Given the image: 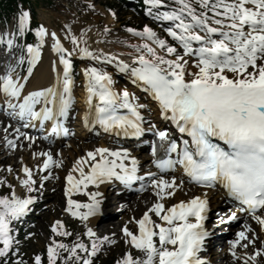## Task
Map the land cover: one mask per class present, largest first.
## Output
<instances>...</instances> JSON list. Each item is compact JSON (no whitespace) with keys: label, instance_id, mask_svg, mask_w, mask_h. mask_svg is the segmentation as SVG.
Segmentation results:
<instances>
[{"label":"snow or ice","instance_id":"6c2138e0","mask_svg":"<svg viewBox=\"0 0 264 264\" xmlns=\"http://www.w3.org/2000/svg\"><path fill=\"white\" fill-rule=\"evenodd\" d=\"M144 3L150 6L148 15H152L153 8H170L157 11L154 18L170 22L164 30L175 43L160 38L147 25L139 31L128 28L130 34L141 40L139 44L127 45L133 49L129 53L131 63H128L117 55L92 49L87 37L90 29L76 36L65 25L68 28L65 39L72 45L69 49L55 31L49 32L40 25L35 29L38 42L27 44L26 55L22 53L15 62H8L0 75L4 110L12 117L27 121L23 124L25 128L33 121L41 126L52 121V132L67 135L63 121L74 105L73 54L100 64H114L118 71L128 75L132 84L156 102L159 118L170 122L179 135L174 138L172 132L151 121L146 129L142 109L150 112L148 105L137 103L136 95L127 88L117 91L110 73L96 66L83 70L85 125L98 124L105 132L124 136L139 137L146 130L152 132L165 152V158L153 160L157 169L166 172L179 168L188 183L204 189L222 185L227 196L240 202L244 206L241 210L256 221L260 232H264V0H171V4H166L165 0H144ZM112 15L115 17V13ZM29 20L30 12L21 9L18 34L28 30ZM109 31L107 27L103 29L105 35ZM49 36L51 51L58 56L62 72L57 71L54 63V81L46 87L26 91ZM6 44L12 49L14 39H7ZM25 62L27 68L18 72ZM16 132L17 139L24 136L35 142V137L20 133L19 128ZM7 145L17 147L12 140H7ZM152 154L153 157L157 155L156 144H153ZM37 155L44 157L38 166L41 172L62 163L54 161L50 152L33 153L34 157ZM85 164L89 165L87 171L83 167ZM8 171H12L11 167ZM22 172L24 178L17 177L19 184L28 193L34 192L37 181L32 169L23 166ZM73 172L79 173L78 179ZM137 172L138 161L127 149L97 147L88 151L86 157L76 160L66 177L64 195L68 199L64 211L87 221L100 214L102 194L99 191L87 193L90 202L81 203L71 198L73 193L113 179L128 188L140 181L138 191L150 186L155 202L139 219L133 218L135 232L127 225L122 231L125 244H130L142 256L126 251L115 264H206L199 254L205 238L211 235L204 224L210 211L207 193L203 198L192 196L166 207L164 201L175 197L178 190L183 191L185 180L175 175L165 179L148 172L146 184L145 176ZM50 177L49 171L41 177L40 186L43 187V181ZM35 199L31 195L21 198L14 188L10 195L0 196V264H9V254H17L13 251L18 241L12 234L15 230L12 225L27 214ZM226 219L234 221L236 213ZM224 222L225 217H220V223ZM51 231L56 236L72 235L60 220L52 224ZM84 235L92 241L90 249L80 242L79 236L71 245L53 239L47 248V264H94L103 244L116 243L108 236L97 237L92 228H87ZM235 235L236 239L229 242V251L239 259L235 251L237 246L247 249L255 245L258 237L247 224ZM244 255V264H258V258L264 257V247ZM14 264L25 262L16 260ZM34 264H42L41 256H35Z\"/></svg>","mask_w":264,"mask_h":264},{"label":"rangeland","instance_id":"374dc122","mask_svg":"<svg viewBox=\"0 0 264 264\" xmlns=\"http://www.w3.org/2000/svg\"><path fill=\"white\" fill-rule=\"evenodd\" d=\"M34 2L37 4V20L46 26L51 27V29H53V31H55L61 37L63 44H66L70 47L72 46L70 40L65 39V36L68 32V28H65V25H68L71 28L73 35L80 36L82 30L89 29L86 27H88L90 23H96L97 25L99 24L98 29H100L99 27L102 29L107 27L110 30V34L117 35L122 39L120 41L121 44H136L134 42L139 41V43H141L140 38L130 34L127 29L134 28L139 31L142 30L145 25L156 31L160 38L166 39L169 43H172L168 39L166 32L164 31V34L163 31L159 30L160 28L156 25L157 23L149 21L146 17H141L140 15L133 12H126L118 6V3L115 4L116 7L113 12H111L108 9L109 0H34ZM90 4L93 5L92 8L88 7ZM112 13H115V17H113ZM102 29L100 30L103 32ZM45 47L46 45L44 44L42 52L44 51ZM45 59L46 58L44 56L43 61ZM45 82L46 80H44V83ZM2 132L4 133L5 131L2 130ZM1 149L2 147L0 146V150ZM53 160H55V158H53ZM0 164V181H4V183H0V196L10 195L13 188L17 193V190L22 188V186L19 184V180L17 179V177H19L21 157H18L17 162L13 165L4 164V162ZM9 167H11L12 173L8 171ZM52 184L53 183L50 185ZM62 184V181L61 183L59 182L60 189L62 190V193L59 192L61 194L60 199L62 198V202L59 206V210L56 209L57 211L51 210V207H53L55 204L54 196L56 194L52 195V192H48L47 194L49 195H45V185L43 187H41L40 184L39 186L35 185L36 190L34 192L24 193L22 195V197H24L26 194L39 195L38 192H42L44 197H46L45 199L50 198L51 201L49 202L50 207L48 209L46 208L45 210L46 213L44 212L45 214L39 220H36L35 223L26 224L24 230L19 229L20 225L17 227L12 225L15 229L12 234L18 243H16L13 248V251H15L17 254L10 255L11 264H14L16 260H23L25 264H34L35 256L37 255L41 256L42 264H47V248L53 239L71 245L73 242H77V236H79L80 242H83L90 249L92 241L89 237L84 235L88 226L86 227L84 221L69 217L64 211V207L67 205V203L66 199L64 198L65 195L63 193V186L61 187ZM9 185H11V187H9ZM50 185L48 187H50ZM152 196H150V200L147 199V196H145L144 204H146L144 206L141 205V207L137 210L135 209L136 211L134 214L129 212L128 209H124L123 211L119 212V215L117 214L115 216L114 214V216H112V218H115L113 219V223H121L118 231L111 229L107 233L102 230L98 234L96 233L97 237L110 235L111 240H114L116 243L111 245L103 244L101 246V251L98 252L97 256L94 258V264H115V262L120 259L122 254L126 251H131L134 256H142V253H139L135 249L131 248L130 244H125V238L122 229L125 225H127L129 228L132 225L135 226L133 222L129 225L132 214L133 218L139 219L141 213L146 210V207L152 204ZM72 199L82 202L80 198ZM112 208H117L116 204L113 205ZM114 211H116V209L112 210L113 213ZM57 220H60L64 223L65 230L71 232V236H56L52 233L51 226ZM135 229L136 228L134 227L132 231L135 232L137 230ZM261 234H257L256 236L260 241L259 246L264 247V233ZM21 240L25 241L21 242ZM0 246L2 247V245ZM216 250L218 251V249H215V251ZM245 253L240 251L237 256L243 260V255ZM247 253L251 254L252 251ZM240 254H242V256ZM84 255V253H81V256ZM231 260L229 261V264H244V260L239 261L238 259L233 258L234 263ZM258 264H264V257H260V259H258Z\"/></svg>","mask_w":264,"mask_h":264},{"label":"bare ground","instance_id":"6f19581e","mask_svg":"<svg viewBox=\"0 0 264 264\" xmlns=\"http://www.w3.org/2000/svg\"><path fill=\"white\" fill-rule=\"evenodd\" d=\"M86 28L90 29V31H87V37H88V44L92 49L97 50V52L102 50L105 53L117 55V56H119L120 59L124 60L125 62L131 63V56L129 55V53L133 52V49L129 48L127 46V44H121L120 41L122 39L120 37H118L117 35H114V34L105 35L100 29H98V25L96 23H90L89 26ZM84 30H86V29H84ZM48 31L52 32L51 29ZM96 41H102V42L97 43ZM46 42H47V48H46V52L44 55L46 59L44 61L42 60L41 64L38 66V69L34 75L32 82H31V86H30L31 90L37 89L39 87H46L51 83V80H52L51 79V70H52V66L54 63L56 64L57 69H60L58 67V61L54 60L57 55L51 51L52 41H51L50 36L47 37ZM139 42H134V43L138 44ZM75 55H76L75 58L78 57L77 54H75ZM8 56H9L8 54L5 55V58H6L5 60L9 59ZM95 63L97 64V67L101 68L102 64L97 63V62H95ZM108 65H110V64H108ZM110 66L113 68V71L115 73H119V74L122 73V72L117 70V68L115 67L114 64H111ZM60 71H61V69H60ZM55 76H56V74H55ZM55 76L53 77V80L55 79ZM127 78L129 79V77H127ZM44 80H46L45 83H44ZM84 95L86 96V92H84ZM84 95H82V97H85ZM1 98H3V97L1 96ZM2 107H4V104L0 100V133L2 132V130L5 131V129H7V131H5L4 133L2 132L0 134V146L2 147V149L0 150V163L4 162V164L13 165L14 163L17 162V158L21 157V166L19 168V178H21V179L24 178V174L22 172V167L28 166L33 171V178L39 184H40L41 177L47 175L48 172L50 171L52 173V177H50L48 180L43 181V186L45 185V188H46L45 195H49V194H47L48 192H52L51 193L52 195L56 194L54 196V203L55 204L53 205V207H51V210H55V211H57L56 209L59 210V206L61 205V202H62L61 201L62 198L60 199L61 194L59 193V192L62 193V190L60 189L59 182L61 183V181H62V183H63L61 185V187L66 186V184H67L66 177L69 174V172L72 170V167L75 164L76 160H78L80 157H86V154L88 151H92L97 147H107V143H108L107 140L94 139L91 134H88L85 130H83L81 128L80 124H78L79 128L77 129L78 134H77L76 139L70 140L68 145H66L65 143H62L64 146L66 145V147H67L66 149L60 151L59 149H55V147L49 148L51 150V154L56 157L54 161L62 162L60 164V166L57 167L55 165H52L49 169H46L45 171L41 172V171H39L38 166L40 164H42L44 157L39 156V155L34 157L33 153L47 152L48 150L42 149V146L39 145L40 140H36V142L32 143L28 139L24 138V136H20L19 139H17L18 133L16 131L13 134H11V132H12L11 130H15L16 127L15 126H9L8 125L9 122L5 121L6 119H4V117H5L4 114L8 113V112L6 111L4 113H1ZM82 115L83 114H79V118ZM150 117L151 116H147V118H150ZM155 120H156V122H158L157 119H155ZM20 133H22V131H20ZM2 134H4V135H2ZM7 140L14 141L17 144V147L16 148L9 147L7 145ZM30 143H31V147H29ZM134 148H136V146ZM137 155L142 157V160H146V163L143 164L145 170H146V167L149 166L148 172H152V170H150L152 163H149L152 160L151 157L148 155H144L141 152H137ZM148 160H149V162H148ZM90 163H91V161H89V164ZM88 166H89L88 164L83 165L85 171L88 170ZM148 172H146V173H148ZM72 174L77 179L79 178L78 172H73ZM175 176L178 178H182L181 176H178V175H175ZM51 183H53V184L50 185ZM49 185H50V187H48ZM106 187L107 186L102 187V192H103L102 195H104ZM185 192H188V194H184ZM24 193H28V192L22 187L21 189L17 190L16 194L18 196H20L21 198H23L22 195ZM204 193H207L209 200H211V199L216 200L217 198H219L220 200H222V203H220V206L224 205L223 202L226 200V198L220 192L209 190V191H204L202 193H199L198 190L193 188L191 185H188L186 183V181H185L183 191L178 190L175 197L170 198V199H166L164 201V203H165L166 207H170L172 204L178 203L180 200L186 199L185 201H187L192 196H201L203 198ZM217 193L220 194L219 197L216 196ZM28 195L29 194H26L25 196H28ZM145 196H147L148 197L147 199H149V200H150V196H152L153 197L152 201H155V199H156L153 190L148 195H145ZM145 196L134 195L132 198L129 197V198H125L124 200H120L118 198H115V199H113L112 204H110V209L112 208L113 205L116 204L118 210L123 211L124 209L125 210L128 209L129 212H132L134 214L135 211L141 207V205L144 206L146 204V203L144 204V201H145L144 197ZM216 207H214V209ZM215 212H217V211H215ZM133 214L131 217V221L133 220ZM106 217L107 216H105V218ZM215 217H217V215H215ZM97 219L98 218L94 217V218L89 219L85 222L86 227L88 226V228H92V230L95 233H99L101 230L105 231L107 233L111 229L118 231V229L120 228V224H121L120 222H117V223L114 222L113 223V221H111V222H105L104 223V222H102L103 217L101 218V220L98 219V221H97ZM131 223L132 222H129V225ZM134 227L136 228V225L135 226L132 225L129 229L132 230ZM239 231H241V230H239ZM221 240H222V238H221ZM258 247H259V243L257 242L253 246V250L258 248ZM224 256L226 258L225 259V261H226L228 258L227 253H225ZM221 264H225V262H222ZM235 264H237V263H235Z\"/></svg>","mask_w":264,"mask_h":264},{"label":"trees","instance_id":"16d2710c","mask_svg":"<svg viewBox=\"0 0 264 264\" xmlns=\"http://www.w3.org/2000/svg\"><path fill=\"white\" fill-rule=\"evenodd\" d=\"M167 1L171 2V0H167ZM21 2H26V0H0V12L12 13L17 9V7L21 6L20 4H18Z\"/></svg>","mask_w":264,"mask_h":264}]
</instances>
